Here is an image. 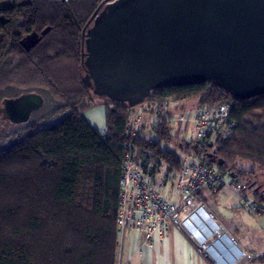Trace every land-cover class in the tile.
Masks as SVG:
<instances>
[{
  "label": "trees",
  "instance_id": "trees-1",
  "mask_svg": "<svg viewBox=\"0 0 264 264\" xmlns=\"http://www.w3.org/2000/svg\"><path fill=\"white\" fill-rule=\"evenodd\" d=\"M103 1L30 0V7L16 8L11 22L0 26V104L37 94L42 107L52 109L9 134L0 126V264H121L115 218L124 145L130 141L124 128L143 105L156 119L164 99L207 110L229 102L236 126L226 138L196 146L184 142L178 154L168 148L170 117L154 122L153 138L142 128L134 140L142 170L153 163L176 174L186 155L245 181L264 204V187L256 181L257 173L264 174V95L237 100L207 82L154 90L135 108L95 99L85 81L80 37ZM43 27L49 32L25 53L21 35ZM95 107L104 108L105 137L83 117ZM52 118L58 122L36 129Z\"/></svg>",
  "mask_w": 264,
  "mask_h": 264
},
{
  "label": "water",
  "instance_id": "water-1",
  "mask_svg": "<svg viewBox=\"0 0 264 264\" xmlns=\"http://www.w3.org/2000/svg\"><path fill=\"white\" fill-rule=\"evenodd\" d=\"M81 59L93 97L128 108L207 82L237 100L264 95V0H104L82 31ZM43 104L37 94L4 99L0 117L25 124Z\"/></svg>",
  "mask_w": 264,
  "mask_h": 264
},
{
  "label": "built area",
  "instance_id": "built-area-1",
  "mask_svg": "<svg viewBox=\"0 0 264 264\" xmlns=\"http://www.w3.org/2000/svg\"><path fill=\"white\" fill-rule=\"evenodd\" d=\"M230 109L229 102L207 110L201 107L189 108L184 100L172 102L164 99L160 102L155 122H164L170 117L168 120L170 125H182L187 131L185 142L196 146L210 138H226L231 135L236 122L230 118ZM141 126L142 123L138 119H133L129 120L124 128L130 141L124 145L119 179L118 211L115 218L119 234L142 235L149 244L154 234L162 235L167 231L176 230L184 234L196 252L204 257L211 247L207 244L208 241H211L218 231L213 234L209 231L214 222L204 211L199 199L202 191L215 193L224 188L241 193L243 210L264 212V204L248 192L245 181H236L226 174L218 173L214 167L192 161L186 155L182 157L181 167L177 173L175 199L168 201L151 182L150 172L155 169V164L149 163L144 172L136 161L137 145L134 140ZM106 135L104 131L102 136ZM200 217L204 218L206 231L211 235L209 238H205L200 231L199 226L202 225ZM221 248L223 247L217 249L214 262H221V257L218 258V255L222 254ZM236 256L237 259L243 257L240 252ZM229 257L230 264H235V258Z\"/></svg>",
  "mask_w": 264,
  "mask_h": 264
},
{
  "label": "crops",
  "instance_id": "crops-1",
  "mask_svg": "<svg viewBox=\"0 0 264 264\" xmlns=\"http://www.w3.org/2000/svg\"><path fill=\"white\" fill-rule=\"evenodd\" d=\"M83 117L94 130L100 133L105 131L103 107L91 109ZM130 119H138L142 126L155 122L154 114L146 105L134 109ZM159 166L150 172L151 182L163 197L174 201L177 173L169 172L166 168L168 176L164 178L159 173ZM256 181L258 188L264 187V174L257 173ZM248 192L254 194V190ZM199 199L204 211L214 222L209 231L212 234L218 231L212 237L210 250L204 257L196 252L184 234L176 230L162 235L154 234L149 244L142 235L126 233L119 234L117 243L122 250L121 264H230L229 256L235 258V264H264V212L243 210V194L224 188L215 193L202 191ZM200 221L202 225L198 226L201 233L209 237L204 218L200 217ZM222 235L232 242L236 252L243 255L242 258L237 259L236 252L223 240ZM220 247H223L222 254L219 252L218 258L221 257L222 263H217L213 258Z\"/></svg>",
  "mask_w": 264,
  "mask_h": 264
},
{
  "label": "rangeland",
  "instance_id": "rangeland-1",
  "mask_svg": "<svg viewBox=\"0 0 264 264\" xmlns=\"http://www.w3.org/2000/svg\"><path fill=\"white\" fill-rule=\"evenodd\" d=\"M188 107L189 108H193V107H197V106L195 104H193V103H190V104H188ZM92 109H94V108H92ZM50 110H52V109L49 106L41 107L39 110L34 111L30 115V118H29L28 122L29 121H35V120L40 119L42 116H46L48 113H50ZM89 110H91V109H89ZM89 110L85 111L84 114L86 112H88ZM0 119H1V117H0ZM129 120H133V119H129ZM57 122H58V120H55V118L47 119V120H44V121H40L38 123V125L36 126V129L49 128L52 125L56 124ZM27 123H25V124H27ZM22 125H24V124H13L11 122H8V121L3 120V122H1V125L0 126L5 131L6 134H9V133H12L13 131L15 132L16 130H18ZM151 126L152 125H146V124H144L143 126L139 127L138 130H142V127H144L143 128L144 129L143 130L144 135L146 137H149L150 136V137L153 138L154 136H151L150 135ZM170 135H172V138H171L170 143L168 144V148L171 149V150H173V151H175L176 153L180 154L179 153L180 152L179 150H182L183 149L184 142L187 140V131L185 130V128L182 125L172 124L171 125V130H170ZM9 143H10V140H7L3 144V146H8ZM179 145H182V146L180 147ZM179 147H180V149H178ZM160 166L159 167L161 168V170L158 169L159 170V173H161V176L162 177H164V176L167 177L168 176L167 175V172H166L167 171L166 170L167 167L164 166V165H160ZM249 167H250V165L245 164V168H249ZM210 243H211V241L209 240L207 244L210 245Z\"/></svg>",
  "mask_w": 264,
  "mask_h": 264
},
{
  "label": "flooded vegetation",
  "instance_id": "flooded-vegetation-1",
  "mask_svg": "<svg viewBox=\"0 0 264 264\" xmlns=\"http://www.w3.org/2000/svg\"><path fill=\"white\" fill-rule=\"evenodd\" d=\"M63 1H65V0H63ZM18 5H20V6H18ZM30 6H31L30 0H3V1H0V26L4 27L6 24L11 22L12 15L14 14V11L16 8H20V7L24 8V7H30ZM12 22L13 23L16 22V19H13ZM49 29H50V27H43L42 29L37 28V29L30 30L28 33H23L20 37V40H19V45H20L21 49L25 53H30L33 49H35V47H37V45L40 43L41 39L49 32ZM43 32L45 34L41 37V34ZM31 34H36L40 38V41L36 46L31 48L29 51H26L24 46L22 45V39L31 35ZM80 40H81V46H82V32H81Z\"/></svg>",
  "mask_w": 264,
  "mask_h": 264
},
{
  "label": "bare ground",
  "instance_id": "bare-ground-1",
  "mask_svg": "<svg viewBox=\"0 0 264 264\" xmlns=\"http://www.w3.org/2000/svg\"><path fill=\"white\" fill-rule=\"evenodd\" d=\"M201 214H202V213H201ZM203 216H204V215H203ZM211 234H212V233H211ZM205 236H206V235H205ZM210 236H211V235H210ZM210 236H209V237H210ZM206 237L209 238L208 236H206ZM206 237H205V238H206Z\"/></svg>",
  "mask_w": 264,
  "mask_h": 264
}]
</instances>
